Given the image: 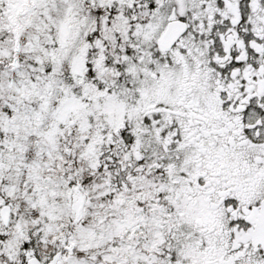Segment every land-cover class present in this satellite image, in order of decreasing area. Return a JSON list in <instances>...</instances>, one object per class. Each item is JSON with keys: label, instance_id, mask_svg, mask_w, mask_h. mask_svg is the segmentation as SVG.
<instances>
[{"label": "snow or ice", "instance_id": "1", "mask_svg": "<svg viewBox=\"0 0 264 264\" xmlns=\"http://www.w3.org/2000/svg\"><path fill=\"white\" fill-rule=\"evenodd\" d=\"M0 264H264V0H0Z\"/></svg>", "mask_w": 264, "mask_h": 264}]
</instances>
